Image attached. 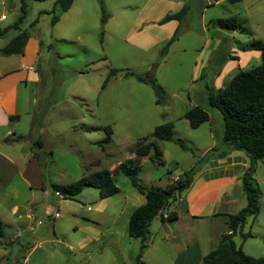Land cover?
I'll use <instances>...</instances> for the list:
<instances>
[{"label": "rangeland", "instance_id": "obj_1", "mask_svg": "<svg viewBox=\"0 0 264 264\" xmlns=\"http://www.w3.org/2000/svg\"><path fill=\"white\" fill-rule=\"evenodd\" d=\"M57 1L0 0V16L5 19L0 21V28L14 24L23 2L25 17L20 28L41 42L40 60L34 66L47 99L37 109L38 122L43 127L37 133L44 140L46 155H41V161L45 162L44 178L51 195L50 185H69L94 171L110 170L127 159L135 160L130 148L145 139L152 140L153 129L164 123L173 125L174 138L182 140L188 149L173 142H158L162 164L153 163L148 157L137 158V179L142 188H165L182 177L191 165L201 159L206 161L223 149L222 120L216 109L207 106L208 92L225 88L235 74L256 67L259 61L251 60L248 66L232 71L219 88L214 86V70L205 69L200 63L205 58L208 39L220 37V46L225 50L233 47L243 52L249 51L243 47L251 40L264 44V0H225L215 5L214 0H190L187 20L176 28L177 32L174 29V39L161 59L160 52L174 31L167 38L170 28H161L157 23L180 1L72 0L64 13ZM103 12L107 16L104 24ZM54 16L57 21L52 24ZM229 18H235L243 31L231 36L229 31L219 29L217 21ZM14 34L11 31L0 38V46ZM111 69L118 72L106 79ZM126 72L153 78L164 92L163 103H156L149 85L125 78ZM194 106L203 109L210 118L197 128H191L182 118ZM107 127L111 130L110 139L104 144L101 141L106 137ZM19 146L23 153L29 152L26 142H19ZM211 147L214 151L206 153ZM16 177L5 192L16 193L17 199L24 200L26 190L16 183ZM115 179L119 193L106 200L99 199L96 189L86 187L74 201L56 203L52 213H57V219L43 218V225L34 234L28 231L23 234L20 246L18 242L8 246L12 254L9 263L26 264V258L31 264H40L39 253L26 255L23 240L31 242L34 236L41 239V229L48 226L49 237L54 241L58 238L63 244H52L51 257L44 256L48 258L47 264H178L176 255L183 242L174 241L175 236L171 240L166 238L165 232L158 229L159 220L149 226V250L141 251L140 240L127 236L126 221L138 204L139 194L126 177L119 175ZM253 179L261 193L259 211L254 218H247L242 229L253 237L242 240L237 232L233 240L246 255L257 259L264 257V162H256ZM98 201L104 204L98 207ZM9 204V197L3 198L0 211L11 222ZM95 212L100 213L97 221L83 223V214ZM113 214L117 216L115 224L107 221ZM71 216L76 220L67 219ZM17 225L7 227V231L18 229ZM168 229L171 232V227ZM186 237L188 240V233ZM89 239L80 248V243ZM43 248L47 250L45 245ZM190 252V264H202L199 252ZM45 253L49 254V250Z\"/></svg>", "mask_w": 264, "mask_h": 264}, {"label": "crops", "instance_id": "obj_2", "mask_svg": "<svg viewBox=\"0 0 264 264\" xmlns=\"http://www.w3.org/2000/svg\"><path fill=\"white\" fill-rule=\"evenodd\" d=\"M178 1L180 2H177L176 8L170 13H176L184 6L188 7V11L182 21L179 23L170 21L163 25L157 24L161 28L167 26L170 28L167 38L170 37L174 29L180 27V25L187 20L190 0H186L185 2H183V0ZM220 1L222 2L225 0H214L213 5ZM205 8H207V4L203 5V9ZM4 20L3 15L0 16V21ZM6 27L9 26L1 27L0 29ZM175 31L177 32L178 30L176 29ZM236 33L237 31H230L229 35L234 36ZM12 37L13 36L7 38L6 42L1 45L0 48ZM220 44V37L215 40L208 39L205 58L200 63L201 67L205 69L211 67L214 70L215 88L221 86L228 74L235 69L239 70L248 66L251 60L259 61L258 65L260 64V52H243L233 47H229L225 50V47L220 46ZM40 47L41 42L28 34V40L22 55L0 57V201H2L3 198L7 199L9 197L10 204L7 205V208L9 209L8 217L11 218L10 222L3 216V212L0 211V221L4 226L3 234L0 237V264H3V261L5 262L4 264H12L9 263L12 262V254L11 251L7 249L8 246L17 242L18 246H20L19 243L20 240H22L23 234L26 231L30 232V234H34L35 230L43 225V220L47 219L48 221H53L55 218L57 219L58 215L57 213L53 215L52 208L56 203L62 204L68 200L63 199L54 191L51 195L48 189V180L44 178L46 166H44L45 162L42 163L41 161V155L45 154L43 151L44 140L39 136L40 134H38L43 127L42 124L38 122L37 115L39 114V110L37 109L39 105H41V107L44 105V100L47 98L44 99L45 96L43 95L45 92L40 88L42 84L40 83L37 69L34 66L37 60H40L38 55ZM224 51L227 52L226 55L223 54ZM209 121L210 118L208 122ZM43 132L45 131H42V133ZM38 140L42 143L41 148L35 145V142ZM21 141L29 144L30 149L28 153H23L21 150L19 146V142ZM212 149L214 148H208L206 153ZM218 155L222 156L218 157ZM137 158L138 157L135 156V160H137ZM200 162L203 163L200 164ZM200 162L191 165V167L197 165V172L189 188L176 197L166 212H162L163 219L167 217L168 213L175 212L177 216L176 220L169 223L162 220L159 215L154 219L161 222L158 229L165 232L166 238L171 240L172 237L175 236L173 239L174 241L177 242L178 239H180L181 243L183 242L182 249L176 255L177 258L175 262L178 264L181 259L184 261L181 260L180 264H190V251L192 250H197L199 252L198 259L201 261L205 255L215 249L220 237L227 231L226 223L228 215L237 213L246 205V197L242 189L241 177L249 168L251 161L245 153L233 150L230 146L224 144L221 151L212 154L208 160H200ZM115 167L109 171L112 172ZM15 175L17 176L16 183H21L26 190V197L24 200L17 199L16 193H14V195H9L5 192L6 186L12 181ZM116 177L117 176L114 177L115 184ZM74 200L75 198L70 201ZM144 201V197L139 194L136 208L142 205ZM102 204H104V202L98 201L97 206L100 207ZM136 208L129 213L126 221L127 225L130 215ZM98 210H100V212L102 211L101 208ZM37 212H40L38 216ZM96 212L94 214H83V216H81L83 223L91 224L97 221L100 213ZM55 215H57V217ZM67 219L76 220L75 216L68 217ZM116 220L117 216L113 214L109 216L107 221L115 224ZM13 224H18V229L8 232L7 230L9 229H7V227ZM168 227H171V232ZM172 227L175 230L172 229ZM46 228L49 229L48 226L41 229L43 231L41 234L42 236H40L41 239L34 236L31 242L29 239L23 240L25 244L23 250L26 255L31 257L35 252L39 253L38 256L40 261L38 260L37 263L40 264L48 263V258L44 256L51 257L52 250L54 249L52 244L54 242L63 244L58 238L55 241L52 240L46 233ZM76 228L77 226H75L74 230H76ZM110 230L111 228H109V231ZM176 232H178V234H176ZM11 233H14V235ZM186 233L189 234L188 240ZM10 235L13 236L11 237ZM89 242L90 239L82 241L80 243V248ZM185 242H190L192 245L189 246L187 243L185 244ZM44 245L47 247V250L43 248ZM149 248L150 247L147 246L145 250H149ZM48 250L49 254L45 253L48 252ZM24 262L26 264H31L30 259L27 261V259L24 258ZM15 264L21 263L17 261Z\"/></svg>", "mask_w": 264, "mask_h": 264}, {"label": "trees", "instance_id": "obj_3", "mask_svg": "<svg viewBox=\"0 0 264 264\" xmlns=\"http://www.w3.org/2000/svg\"><path fill=\"white\" fill-rule=\"evenodd\" d=\"M56 4L59 10L66 12L72 0H58ZM188 11V7H182L176 13L165 15L157 24L163 25L170 21L181 22ZM25 17V4L20 6V14L13 25L0 29V38L14 32V36L0 48V57L12 55H22L25 44L28 40V33L20 28ZM107 16L103 12L102 24L106 22ZM57 17H53L52 24H55ZM217 26L226 31H243L235 18L218 20ZM176 32L164 45L160 52V59L167 54V48L174 39ZM243 50L260 52V64L246 71H239L235 74L229 84L219 90H210L206 99L208 107L216 109L221 117L223 132L222 141L233 150L245 153L251 163L249 168L241 177V185L246 197V205L233 215L227 217V231L220 237L215 249L205 255L202 264H264V257L252 258L246 255L240 246L234 243V236L239 232L240 238L246 240L252 238L249 232L242 233L243 226L248 217L254 218L259 211L260 189L253 179L255 163L264 161V44L258 40H251L243 47ZM118 70L111 69L107 78L115 76ZM125 78L132 77L137 82L149 85L156 96V103H163L164 92L153 78H145L142 75L126 72ZM104 86V85H103ZM191 128H197L199 125L208 122L209 116L203 109L194 106L188 109L182 116ZM106 137L101 143L107 144L110 139L111 130L104 129ZM152 140L138 142L129 152L136 157H148L151 162L162 164V152L158 147V142H173L183 149H188L184 142L174 138L173 125L164 123L155 127L150 135ZM38 148H41V141L35 142ZM151 151L153 152L152 154ZM214 151V149L209 152ZM222 155H218L221 157ZM202 161V159H201ZM138 166L136 160L127 159L119 163L115 169L94 171L84 175L69 185H50L52 190L63 199L73 200L86 187L96 189L99 199L103 200L116 195L119 192L115 184V176L126 177L136 191L145 199L144 203L137 207L129 217L127 225V235L132 239L140 240V250L147 248V238L151 222L159 215L162 218V212L167 211L176 197L189 188L192 179L197 172V165L187 170L182 177H179L173 183H169L165 188L145 189L139 186L137 173ZM175 212L167 214L165 220L172 223L176 220ZM4 226L0 221V237L3 234Z\"/></svg>", "mask_w": 264, "mask_h": 264}, {"label": "built area", "instance_id": "obj_4", "mask_svg": "<svg viewBox=\"0 0 264 264\" xmlns=\"http://www.w3.org/2000/svg\"><path fill=\"white\" fill-rule=\"evenodd\" d=\"M57 217V215H55Z\"/></svg>", "mask_w": 264, "mask_h": 264}]
</instances>
